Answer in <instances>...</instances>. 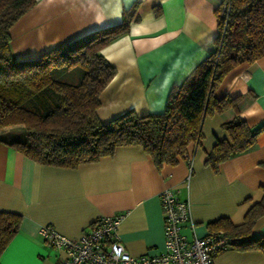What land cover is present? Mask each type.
Returning a JSON list of instances; mask_svg holds the SVG:
<instances>
[{
    "label": "crops",
    "instance_id": "obj_1",
    "mask_svg": "<svg viewBox=\"0 0 264 264\" xmlns=\"http://www.w3.org/2000/svg\"><path fill=\"white\" fill-rule=\"evenodd\" d=\"M224 0H36L9 29L12 56L33 60L91 31L128 20L126 33L100 54L115 73L99 94L98 118L106 123L130 110L137 116L161 113L170 89L213 50L217 11ZM216 98L239 97L228 108L204 118L202 139L189 145L188 159L156 169L139 146L117 147L112 156L76 168L42 165L0 143V212L21 216L20 226L0 255V264H61L64 256L39 234L51 226L78 238L105 216H121L117 235L132 256L163 250V212L159 193L176 191L190 204L193 229L181 234L204 237L208 224L227 218L242 223L264 196V130L255 146L221 163L214 172L205 163L221 129L236 114L248 127L264 124V57L232 70ZM253 237L264 235V215ZM213 264H264L259 251L227 249Z\"/></svg>",
    "mask_w": 264,
    "mask_h": 264
},
{
    "label": "trees",
    "instance_id": "obj_2",
    "mask_svg": "<svg viewBox=\"0 0 264 264\" xmlns=\"http://www.w3.org/2000/svg\"><path fill=\"white\" fill-rule=\"evenodd\" d=\"M35 2L0 0V130L12 129L0 134V143L42 165L76 168L112 156L117 147L139 146L156 169L174 166L187 159L189 145L200 143L206 116L228 108L237 111L239 97L215 96L226 75L264 57V0H227L217 11L212 52L170 89L161 113L137 116L130 110L102 123L99 94L115 70L100 50L126 33L129 18L123 13L120 24L91 31L36 59L18 61L12 56L9 29ZM61 69L78 70V81L57 79ZM17 128L23 129L22 138ZM221 129L227 138L218 140L205 160L214 172L251 150L264 124L250 128L236 114ZM262 215L264 196L241 224L219 218L208 228L228 239L227 249L264 254V235L251 234ZM20 221L19 214L0 212V255Z\"/></svg>",
    "mask_w": 264,
    "mask_h": 264
},
{
    "label": "built area",
    "instance_id": "obj_3",
    "mask_svg": "<svg viewBox=\"0 0 264 264\" xmlns=\"http://www.w3.org/2000/svg\"><path fill=\"white\" fill-rule=\"evenodd\" d=\"M224 0L221 8L224 7ZM188 159V155H187ZM163 212V250L157 255H130L120 242L117 228L121 216H105L78 238L61 235L51 226H42L39 234L64 256L61 264H213L216 253L227 250L228 239L220 232L187 240L180 232L183 224L193 229L190 204L171 188L159 195Z\"/></svg>",
    "mask_w": 264,
    "mask_h": 264
},
{
    "label": "rangeland",
    "instance_id": "obj_4",
    "mask_svg": "<svg viewBox=\"0 0 264 264\" xmlns=\"http://www.w3.org/2000/svg\"><path fill=\"white\" fill-rule=\"evenodd\" d=\"M54 73L55 72L53 71V75ZM79 74H80L79 71L75 69L73 70L61 69L60 74L59 75L57 74L56 78L69 84H75L79 79ZM7 132H12V129L10 128L5 130H0V134ZM15 132L18 134L17 137L19 138L23 137V135H21L23 133V129L17 128L15 129Z\"/></svg>",
    "mask_w": 264,
    "mask_h": 264
}]
</instances>
